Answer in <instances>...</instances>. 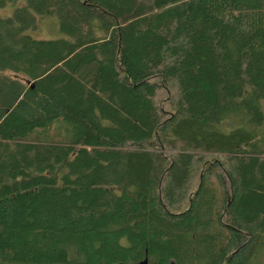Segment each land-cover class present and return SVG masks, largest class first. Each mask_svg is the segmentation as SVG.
Masks as SVG:
<instances>
[{
  "label": "trees",
  "instance_id": "obj_1",
  "mask_svg": "<svg viewBox=\"0 0 264 264\" xmlns=\"http://www.w3.org/2000/svg\"><path fill=\"white\" fill-rule=\"evenodd\" d=\"M6 4L0 264H264V0Z\"/></svg>",
  "mask_w": 264,
  "mask_h": 264
},
{
  "label": "rangeland",
  "instance_id": "obj_2",
  "mask_svg": "<svg viewBox=\"0 0 264 264\" xmlns=\"http://www.w3.org/2000/svg\"><path fill=\"white\" fill-rule=\"evenodd\" d=\"M14 8L15 6L12 4L0 6V18L9 17L14 12ZM28 34L38 40H53L61 36L57 19L54 16H36V27L34 30H30ZM158 100L162 102L165 108H169L170 95L161 94ZM261 107L264 113V100L261 101Z\"/></svg>",
  "mask_w": 264,
  "mask_h": 264
}]
</instances>
